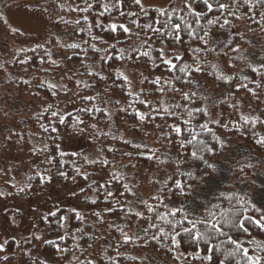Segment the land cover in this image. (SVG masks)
Here are the masks:
<instances>
[{
    "label": "trees",
    "instance_id": "16d2710c",
    "mask_svg": "<svg viewBox=\"0 0 264 264\" xmlns=\"http://www.w3.org/2000/svg\"><path fill=\"white\" fill-rule=\"evenodd\" d=\"M48 1L51 12L56 14L54 26L69 29L73 41L60 42L52 35L45 44L19 47L12 39L21 32L0 13V41L10 45L8 53L0 58V99L7 86L18 97L34 99L39 105L35 113L19 112L10 117L11 129L0 157L5 155L6 161L20 163L27 175L25 183H20L8 170L0 168V198L10 203L0 218L9 219L14 205L52 184H61L68 190L75 184H85L67 197L86 208L68 209L49 201L54 210L41 216L32 232L20 242L14 237L6 240L0 249V264L14 257L18 244L30 249L25 254L29 264H147L148 257L128 252L138 249L167 264H182L176 239L190 261L251 264L243 251L247 249L248 256L264 264V210L249 193L234 187L219 190L208 201L197 199L200 205L196 211L190 206L196 190L214 178L216 162L229 153L226 136L239 139L264 155V143L257 142L264 137V52L256 64L251 50L255 44L264 49V0H209L211 8L203 0H183L181 7L174 1L164 6H147L141 0L139 4L136 0ZM105 6L109 11L104 12ZM133 20L140 25L151 24L163 35L152 29H138ZM166 22L180 27H172L169 33L164 27ZM113 24L129 31L120 27L110 31ZM71 44L80 47H69ZM130 45L137 49L135 55L121 58V49L131 51ZM166 52L171 53V60L166 58ZM164 61H171L175 68L169 70ZM182 66H188L190 71L180 73ZM128 67L140 71L139 92L134 91V84L125 73ZM197 67L201 71L196 72ZM157 78L159 82L155 83ZM204 86L220 95L218 119L210 117L205 96L200 92ZM246 101L254 114L241 112ZM175 105L181 107L177 109ZM140 114H147L144 120L139 119ZM1 115L2 111L0 119ZM205 124L211 131L201 129ZM173 126L181 132L175 133ZM62 133L84 137V146L76 151H62ZM212 133L223 142V148ZM193 134L213 151H205L195 142L186 143ZM181 140L185 141L183 147ZM124 147L132 149L120 150ZM96 150L101 155L92 159ZM192 151L203 155L214 167L196 161ZM178 159L183 163L177 164ZM92 160L97 163H90ZM160 171L167 175L158 180L155 175ZM250 172L249 167L236 170L241 177ZM176 180L181 181L182 190L175 187ZM126 184L130 191L124 187ZM181 198L189 201L172 204ZM149 206L154 211L149 212ZM173 209H183L177 211L176 219L187 214L189 219L205 222L197 224L193 236L197 229L205 231L208 222L216 224L218 231L211 233V242L196 241L184 233L182 228L192 227L187 220L177 228L176 235L165 221L156 218ZM53 212L55 216L51 215ZM66 214L68 222L64 228ZM237 217L243 228L225 223L234 222ZM150 224L156 227L150 228ZM161 227L168 236L159 232ZM125 235L129 237L127 241ZM229 237L237 243L232 244ZM38 243L55 262L35 255L34 246Z\"/></svg>",
    "mask_w": 264,
    "mask_h": 264
},
{
    "label": "rangeland",
    "instance_id": "374dc122",
    "mask_svg": "<svg viewBox=\"0 0 264 264\" xmlns=\"http://www.w3.org/2000/svg\"><path fill=\"white\" fill-rule=\"evenodd\" d=\"M144 5L164 6L171 1H174L177 7H181L183 0H141ZM192 2V0L190 1ZM0 13L4 16L9 25L18 29L21 33L12 42L18 44L22 48H30L32 46L45 44L50 36L55 35L60 42H70L74 40V36L67 28L58 29L54 26L56 14L51 12V7L48 0H0ZM251 50L254 52L256 64H259V59L262 58L264 49L255 44ZM10 45L0 41V58L6 55ZM179 51V50H177ZM180 52V51H179ZM171 53L166 52V58L171 60ZM262 63V61H261ZM220 68V66H218ZM126 75L134 84V91L139 92L141 88L140 71L128 67L125 69ZM0 99V111H2L0 119V151L4 150L6 137L9 134L11 126L9 125L10 117L19 112L35 113L39 111V105L34 99H25L18 97L15 92L8 91V87L4 86ZM200 92L207 97L205 103L212 119L220 117L218 107L219 94L211 91L209 86L201 87ZM241 112L245 115H252L254 111L247 101L243 102ZM230 143L229 153L216 162L217 172L211 180L203 183L202 187L196 190L194 198L190 201L191 210L196 211L199 208L197 199L208 201L209 196L217 191L236 188L241 192L249 193L254 201L264 210V155L258 153L247 143L236 139L231 140L226 136ZM84 137H74L69 134L62 133L60 147L62 151H76L84 146ZM132 148L124 147L120 150H131ZM101 155L99 150L92 153V159H96ZM239 167H249L251 172L245 173V177H241L236 170ZM0 168L9 171L11 176L17 179L20 183H25L27 171L20 164L7 160L6 156L0 157ZM101 175V174H100ZM167 173L160 171L155 177L160 180ZM101 181H104V176L101 175ZM85 184L79 183L66 189L61 184H52L43 191L32 194L27 200L14 205L13 210L9 214V219L1 216L0 218V244L3 245L9 237H14L17 241H21L25 236L32 232L34 225L38 222L41 216L47 215L54 210V205H49V201L57 202L59 205H65L68 209H85L78 205L74 200L67 197L69 192H74L84 187ZM96 197L95 194H91ZM183 198L173 200L172 204L177 205L188 202ZM10 203L7 199L0 198V214L7 209ZM97 207H100L97 205ZM68 222V214L65 216L64 228ZM47 228V227H46ZM25 248V249H24ZM28 247L17 245L14 257L3 264H29L25 258L26 252H29ZM176 251L178 258L182 264H209L201 261H190L181 252L176 239ZM130 254L137 257H148L147 264H167L164 260H160L154 256H148L141 250H130ZM34 253L40 259L55 262L51 256L46 254L41 247V244L34 246Z\"/></svg>",
    "mask_w": 264,
    "mask_h": 264
},
{
    "label": "snow or ice",
    "instance_id": "6c2138e0",
    "mask_svg": "<svg viewBox=\"0 0 264 264\" xmlns=\"http://www.w3.org/2000/svg\"><path fill=\"white\" fill-rule=\"evenodd\" d=\"M197 2H199V0H197ZM136 3L139 4V0H136ZM203 3H204L205 5H208L209 8H211V5L209 4V0H203ZM89 7H91V5H89ZM85 11H87V9H85ZM107 11H109V9H108L107 6H105V8H104V12H107ZM103 14H104V13L102 12L101 15H103ZM121 15L123 16L124 13H121ZM161 15H165V13L162 12ZM144 16H145V18L148 17V13H147V11L144 12ZM85 19H87V18L85 17ZM132 23H133L138 29H139V28L152 29V25H151V24L140 25V24H138L135 20H133ZM157 23H158V22H157ZM197 23H199L198 20H197ZM208 23L211 24V23H213V22H212V21H208ZM117 27L122 28L124 32H128V31H129V29H128L127 27H123V25H117V24L110 25V29H109V30L111 31L112 29H115V28H117ZM164 27H165V29L168 30L169 33H170L172 27H175V28L179 29L180 26H179L178 24L175 25V26H173V25H171V24H169V23L166 22V23L164 24ZM188 27H190V26H188ZM152 30H153L154 32L160 33V29H159V28L152 29ZM160 34L163 35V33H160ZM169 38H171V35H169ZM176 39H179V37L177 36ZM69 47H72V48H78V47H80V46H79L78 44H71V45H69ZM93 48H94L95 51H97V52L99 51V49L95 48L94 45H93ZM130 48H131V51H127V50H125V49H121V58H124V56H129V57H131V56L135 55V53H136V51H137V49L135 48V46H134V45H130ZM143 55H144V56H147L148 53H143ZM161 57H163V53H161ZM154 62H155V61H154ZM164 63L167 64V65H169V70H172V69L175 68V65H172V62H171V61H164ZM157 67H160V65H157ZM212 67L215 68V65H213ZM188 71H190V69L188 68V66H182V67H179V72L182 73V74H183V73H186V72H188ZM195 71H196V72H199V71H201V69H200L199 67H197V68H195ZM90 74H91V73H90ZM102 79H106V78H103V77H102ZM175 79L179 81V80L181 79V77H175ZM158 82H159V78H157V80L155 81V83H158ZM185 82H187V81H185ZM52 87H54V86H52ZM85 87H88V85H85ZM184 98L187 99V94H185V97H184ZM84 99H85V100H88V99H91V98H89V97H84ZM203 99H207V97H203ZM117 103H119V101H117ZM174 107L178 109V108H180L181 106H180V105H175ZM81 111L87 112V111H91V110H90V109H81ZM96 111H101V109L97 108ZM125 111H126V110H125ZM165 111L167 112L168 110L166 109ZM169 114H170V115H174L175 113H174V112H169ZM52 115H53V116H56L57 113H56V112H52ZM145 115H147V114H140L139 119H140V120H144V119H145ZM188 115H189V116H192L191 111L188 112ZM245 119H247V118H245ZM60 120H61V122L63 123V117H61ZM185 123H188V121H185ZM255 123H256V121H255V119H254V120H253V124H255ZM173 127H174V131H175V133L179 134V133L181 132V129H180L179 127H175V126H173ZM200 127H201V129L204 130V131H211V130L207 127V124H205V125H201ZM45 130L47 131V129H45ZM53 131H55V129H53ZM212 138H213L214 140H217V142L219 143V146H220L221 148L224 147L223 142L220 141L219 137L216 136L215 133H212ZM193 142H195V145H202V146H203V150H205V151H208V152L213 151V147H209L208 144H207L204 140H196V135H195V134L192 135L191 139H189V140L186 141V143H188V144H193ZM257 142H258V143H264V137H262L261 140H260V141H257ZM180 143H181V147H183L185 141L181 140ZM195 145H194V146H195ZM137 147H140V146L137 145ZM191 156L194 157V158L196 159V161H198V162H199V161H202L205 165H208L210 168H211V167H214L212 164L209 163V161H208L207 159H205V157H204L203 155H198L197 151H192ZM89 162H90V163H93V164L97 163L96 160H92V161H89ZM165 162H166V161H161V163H165ZM104 163H107V161H104ZM176 163H177V164H181V163H183V161H181V160L178 159V160L176 161ZM60 174H61V175H64L63 173H60ZM170 178H171V177H170ZM124 187H125L126 189H128V185H127V184L124 185ZM175 187H176V188H181V181H180V180H176V181H175ZM128 190L130 191V189H128ZM181 190H182V188H181ZM21 191H23V189H21ZM108 195L110 196V195H112V193H108ZM241 202H244L242 198H241ZM92 203H95V201H92ZM163 207L167 208V205H164ZM258 210H259V209H257V211H258ZM110 211H111V210H110ZM128 211L131 212V208H129ZM148 211H149V212H152V211H154V209H153L152 207L149 206V207H148ZM177 211L183 212V209H173V210H172L171 212H169V213H166V214H163V215L158 214L156 218L159 219V220H163V221H165V223L169 226L170 230H171L173 233H175L176 235H179V232H177V228H178V227H182V225H183V221H184V220H187L188 223L191 224L192 227H191V229H189V228H182V231H183L184 233H187L189 237H192V238H193L194 240H196V241L204 240V241L211 242V233H212L213 231H218V229L216 228V224H211V222H208V224H211L210 227H208V224H206V230H205V231L201 232L200 230L197 229V230L195 231V235L193 236V231H192V230H193V229H196L197 224H198V223H205V222H204V221L197 220V219H189V217H188L187 214H185V215L183 216L182 219H176L175 217H176V213H177ZM245 211H247V209H245ZM51 215H52V216H55L56 213L53 212V213H51ZM95 215L99 216V213H95ZM136 215H140V213H136ZM210 215H211V214H210ZM77 216H78V218H81V217H79V214H77ZM169 216H171L172 218L169 219ZM213 219H215L214 216H213ZM245 219L248 220V219H250V217H245ZM216 223H219V221H217ZM225 223H231L232 227H236V228H238V229L244 227L243 224L240 222L239 217H237L236 220H235L234 222H230V221L225 220ZM149 227H150V228H154V227H156V225H155V224H150ZM145 231H147V229H145ZM245 231H246V229H245ZM159 232L162 233V234H164V236H168V232H166V231H165V228H163V227L159 228ZM220 235L223 236V235H226V234H225L224 232H220ZM152 238H153V239H156L157 237H156V236H153ZM124 239H125V241H127V240L129 239V237H128L127 235H125ZM229 240H230V242H231L232 244H236V243H237L236 240L231 239L230 237H229ZM172 242L175 243V239H173ZM5 243H6V242H5ZM2 248H3V245H0V249H2ZM238 251H239V247L237 248V252H238ZM243 251H244V253H245V256L247 257V260L250 261L251 264H259V260H258V258H253V257L247 255V249H243ZM233 254H235V253H233ZM5 259H7V257H5Z\"/></svg>",
    "mask_w": 264,
    "mask_h": 264
}]
</instances>
